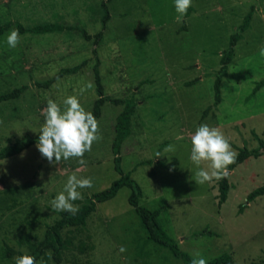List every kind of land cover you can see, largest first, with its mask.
I'll return each mask as SVG.
<instances>
[{"label": "rangeland", "instance_id": "374dc122", "mask_svg": "<svg viewBox=\"0 0 264 264\" xmlns=\"http://www.w3.org/2000/svg\"><path fill=\"white\" fill-rule=\"evenodd\" d=\"M0 0V94L28 85L23 95L0 103V149L26 134H36L43 122L47 98L63 110V100L77 95L86 111L98 99L94 67L100 59L105 95L131 98L137 105L132 133L122 147V167L142 187V205L160 208V220L181 250L207 261L230 253L234 264L264 261V195L249 194L264 184V152L229 170L228 199L219 204V181L196 184L191 162V135L201 124L219 128L232 149H257L264 143V0H192L193 12L178 23L174 0ZM250 27L236 45L233 62L221 82L222 101L214 104V84L222 52L251 7ZM60 23L72 29L44 34H20L9 48L6 37L17 24ZM186 27H182V26ZM82 30L92 35L87 40ZM103 32L95 43V35ZM97 50V56L94 53ZM77 73L57 78L50 87L37 81L53 79L64 68L83 61ZM193 81V83H191ZM93 87L79 95L81 86ZM122 105L106 102L96 118L101 139L76 158L49 163L36 145L0 159V264H15L8 248L27 253L60 217L51 201L63 191L68 176L92 178L79 189L78 208L95 192L121 175L115 169L112 143ZM168 145L174 151L165 152ZM157 152L161 157H155ZM171 169V170H170ZM131 189L97 205L85 228H67L64 238L75 245L91 236L93 250H66L60 264H184L172 252L148 239L134 207ZM243 207V208H241ZM212 233H200L202 231ZM126 251L121 253L120 247ZM46 264H58L52 258ZM39 264V262H38Z\"/></svg>", "mask_w": 264, "mask_h": 264}, {"label": "trees", "instance_id": "16d2710c", "mask_svg": "<svg viewBox=\"0 0 264 264\" xmlns=\"http://www.w3.org/2000/svg\"><path fill=\"white\" fill-rule=\"evenodd\" d=\"M111 0L104 1L102 6L105 8L106 15L103 17L104 25L109 19L108 13V4L107 2ZM194 7L191 6L185 17H188L193 12ZM254 13V7L252 6L249 12L245 15L243 22L239 25L237 31L232 34L229 42V47L222 52L221 56V67L217 72L214 90H215V99L214 104L207 108L209 111L212 107L217 106L222 101V89L221 82L224 76L228 74L229 65L233 62L236 45L238 41L243 37V33L248 30L251 24V20ZM11 23H6L3 26H0V35L10 28ZM182 27H186L185 24ZM17 29H19L20 34L34 33V34H44L51 32H61L64 30L72 29L70 26H65L60 23H44L36 24L30 27H25L23 24L18 23ZM82 35L85 39L91 40L92 35L88 34L85 30H82ZM103 32H99L95 35V43L97 44L102 38ZM94 53L97 56V50L94 49ZM87 61H83L80 64L61 69L53 79L46 81H37L34 84L38 87L48 88L51 84L60 77H63L67 74L79 72L85 65ZM100 59L97 57L94 72H95V82L96 90L98 93V99L95 100L92 110H90L96 118H99L102 114V106L106 102H111L115 105H122L123 110L118 114L116 119L115 126V136L112 143V151L114 154V163L115 169L120 173V177L114 180L111 185L101 191L93 193L85 203L79 207V211L72 215L68 212H60V217L47 229L45 237L35 245L27 253L17 251L13 248H8L7 257H10L14 254L23 255L29 254L36 257L37 262L41 259L48 261V256L46 255L49 251L52 252V259L60 264L62 263V255L66 250H70L76 247L80 253H85L87 250H93L95 245L92 241L90 235H88L87 241H81L79 244L75 245L71 238H64L63 231L67 228H85L87 224L88 217L96 211L97 205L99 203L108 201L114 198L118 192L123 187H129L131 189V194L129 196V203L134 207L135 212L139 216L141 223L148 234V239L154 241L162 247L168 248L172 254L183 260L184 264H191L193 256L188 252H185L180 249L178 242L173 238L167 230L164 228L161 220L160 214L161 209H151L140 203L141 198L143 197V190L140 184L131 177L130 173H125L122 167V147L125 140L132 133V121L137 112V105L135 101L131 98H114L111 96L105 95L104 86L102 84V79L100 76ZM193 83V81L191 82ZM264 85V80L260 81L254 88L253 94L256 93L259 88ZM28 89V85H22L15 87L11 90H8L0 94V103L4 101H10L20 98L23 93ZM39 132V131H38ZM34 135L26 134L20 138H17L12 144L6 145L0 149V159L10 158L15 156L24 150L36 145L38 142L39 133ZM264 152V143L257 149H249L244 147L238 152L236 162L228 167L231 171L239 164L243 163L247 158L251 156L259 157ZM229 176L226 179L219 181V204H223L228 199V193L230 190ZM264 195V184L255 190H253L248 198L249 201H252L257 196ZM243 208V207H241ZM212 233L211 231H202V233ZM207 264H234V259L230 253H222L221 255L215 257L214 259L207 261ZM257 264H264V261Z\"/></svg>", "mask_w": 264, "mask_h": 264}, {"label": "clouds", "instance_id": "9594fccd", "mask_svg": "<svg viewBox=\"0 0 264 264\" xmlns=\"http://www.w3.org/2000/svg\"><path fill=\"white\" fill-rule=\"evenodd\" d=\"M174 5L177 13L175 19L180 23L192 6V0H174ZM20 39L19 29H13L7 35L6 43L9 48H16ZM260 52L264 55V48ZM92 87L91 82L81 86L79 95ZM63 105L62 110L57 102L47 98V106L42 111L44 122L38 132L36 147L49 163L58 164L62 159L67 161L76 158L81 168H85L87 162L83 159L84 154L91 151L93 143L102 138L98 120L91 111L85 110L77 95L67 96ZM164 151H174V146L168 145ZM237 156L238 153L232 149L229 140L217 127L201 124L191 135L190 160L197 167L194 180L198 185L226 179L230 175L228 167L236 162ZM155 157H161V153L157 152ZM92 186L90 177L79 178L75 173L69 175L63 191L51 201L52 210L75 215L79 208L73 201L83 198L79 189ZM125 251L126 248L121 246L120 252ZM46 255L51 260L52 252L49 251ZM14 260L15 264H38L36 257L29 254L16 256ZM39 264L46 262L41 259ZM191 264H207V260L197 252Z\"/></svg>", "mask_w": 264, "mask_h": 264}]
</instances>
